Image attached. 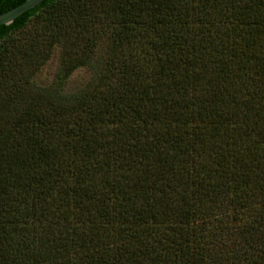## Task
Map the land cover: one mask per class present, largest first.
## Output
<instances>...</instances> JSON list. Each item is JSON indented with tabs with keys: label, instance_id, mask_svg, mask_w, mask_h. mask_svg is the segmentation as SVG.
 <instances>
[{
	"label": "trees",
	"instance_id": "trees-1",
	"mask_svg": "<svg viewBox=\"0 0 264 264\" xmlns=\"http://www.w3.org/2000/svg\"><path fill=\"white\" fill-rule=\"evenodd\" d=\"M0 264H264V0H44L0 26Z\"/></svg>",
	"mask_w": 264,
	"mask_h": 264
},
{
	"label": "rangeland",
	"instance_id": "rangeland-1",
	"mask_svg": "<svg viewBox=\"0 0 264 264\" xmlns=\"http://www.w3.org/2000/svg\"><path fill=\"white\" fill-rule=\"evenodd\" d=\"M35 22H31L27 27L28 32L33 28ZM22 34L18 33L17 36ZM59 64L58 53L53 54V56L47 61V63L41 68V70L35 75V80L40 84H48L52 82L55 77L57 68ZM90 72L86 67H81L77 69L66 81V89L68 91L76 90L77 88L83 86L89 79Z\"/></svg>",
	"mask_w": 264,
	"mask_h": 264
},
{
	"label": "water",
	"instance_id": "water-1",
	"mask_svg": "<svg viewBox=\"0 0 264 264\" xmlns=\"http://www.w3.org/2000/svg\"><path fill=\"white\" fill-rule=\"evenodd\" d=\"M44 0H24L19 5L0 13V26L11 25L17 18L39 7Z\"/></svg>",
	"mask_w": 264,
	"mask_h": 264
}]
</instances>
